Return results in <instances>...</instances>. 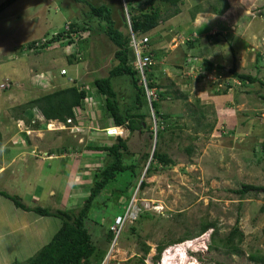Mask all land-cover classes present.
Masks as SVG:
<instances>
[{
	"label": "rangeland",
	"instance_id": "1",
	"mask_svg": "<svg viewBox=\"0 0 264 264\" xmlns=\"http://www.w3.org/2000/svg\"><path fill=\"white\" fill-rule=\"evenodd\" d=\"M126 1L0 0V129L6 147L0 160L10 156L0 172V189L19 195L26 204H38L54 213L68 207L79 209L89 195L86 188L93 182L94 171L108 157L105 151L88 146L91 141L98 146L114 141V137L108 136L112 133L106 135L101 130L112 120L105 96L97 91L93 81L109 74L116 62L117 47L101 31L100 23L104 22L92 15L87 2L106 4L117 26L128 32L125 23L129 24L131 14L145 6V0H135L139 7L136 10ZM224 1L229 11L224 10L221 17L199 12L200 8L206 11L205 8L213 9L215 5L225 9ZM157 5L163 15L174 9L164 1ZM179 8L181 12L166 26L160 24L148 33L153 40H166L161 49L164 54H156L161 67L154 75L162 85L159 90L168 91L159 100L168 115L162 119L164 133L159 148L176 163L161 165L154 161L150 175L144 176L147 185L141 189L132 183L126 187L124 181L112 183L89 211L86 226L97 250L106 251L109 218L124 213L128 202L141 214L134 222L128 221L116 242H111L104 264H141L143 243L150 245L146 264H184L180 248L187 260L200 264H264L251 258L252 254L264 256V192H237L243 183L264 186V86L244 82L227 72L236 64L240 72L257 75L264 81V0H182ZM70 23L85 27L81 33L84 38L88 35L82 43L88 55L81 62L69 63L70 54L77 47L64 41L45 50L27 49L30 41L49 39ZM171 27L178 37L167 33ZM189 38L193 46H188ZM207 60L214 64L212 71L205 68ZM180 63L182 67L178 68ZM201 71L209 72L208 76H200ZM81 74L84 78L79 86L94 96L90 104L85 102L84 109L77 110L76 122L82 127H75L74 132L64 127L47 130L40 110H31L32 114L27 115L19 108L39 95L72 84L66 80ZM113 83L121 104L130 106L134 92L129 78L121 75ZM227 85L232 88L225 91ZM151 113L147 123L157 129L152 110ZM32 115V120L41 119L38 127L33 121V125L28 124ZM76 129L82 132L77 133ZM121 131L117 129V133ZM22 133H26L30 147ZM128 134L127 130L125 135ZM139 136L140 133L131 135L130 146L135 152L141 151V160L144 147ZM64 145H69L70 149L63 152L67 154L50 155V148L60 149ZM30 148L36 157L47 161L34 159L32 165L28 162L30 165L25 167V160L17 170L15 153L21 151L27 158ZM144 165L143 161L136 171L139 179L134 180L130 171L120 173L119 177L139 184ZM18 209L22 208L12 199L0 195V254L10 260L7 264L15 260L21 264L33 256L52 238L59 229L57 221H61L57 215L40 216ZM237 220L245 235L239 254L211 249L213 229L194 237L204 221L217 222L218 239L227 235ZM186 234L193 236L189 239L191 246L185 245L188 240L168 245L160 260L154 261L159 243Z\"/></svg>",
	"mask_w": 264,
	"mask_h": 264
},
{
	"label": "trees",
	"instance_id": "2",
	"mask_svg": "<svg viewBox=\"0 0 264 264\" xmlns=\"http://www.w3.org/2000/svg\"><path fill=\"white\" fill-rule=\"evenodd\" d=\"M78 2H85V0H75ZM159 1H164L170 3L174 9L172 13H167L163 15L162 8L157 5ZM182 0H145L142 8L137 7L135 0H127L129 7L133 10L139 8L138 13L131 14V28L130 25L126 22L125 26L129 30L128 32L120 29L117 26V23L113 17L111 9L106 4H92L91 7L92 15L99 19V21L104 22L100 23L101 31L107 35V37L116 45L117 49L115 51L116 62L110 68L109 74L107 76H97L94 81V87L97 91L105 96L106 99V109L108 111L109 117L112 120L114 125L127 126L130 130V135L128 138H123L118 136L116 140L111 144H104L98 146L97 144L92 143L88 147L90 149L105 150L107 153L108 159L105 164L101 167H98L94 171V179L89 188H86L89 191V195L85 197L82 202V205L79 209L68 207L65 209H58L56 213L54 211L36 204L31 206L23 202L22 198L17 194L9 193L7 190L0 189V195L6 196L12 199L16 206L27 211H34L39 215H57L61 220V225L59 229L53 234L52 238L44 244L33 256L27 259L21 264H101L109 250L111 242L115 238L114 231L107 227L106 232V251H98L95 243L93 241L92 235L89 229L86 226V218L88 217L89 211L96 203L100 196H104V192L109 188L113 183L125 182L124 186L137 185V182L131 181V179L126 178L122 180L119 175L124 172H132V177L135 180V177H138L136 171L138 166L144 161L146 163L152 153L153 149V140L155 130L154 127L147 123V117L152 116L154 112L155 117L158 123V138L157 143L153 153V160L147 169L146 176L150 175L152 171V166L155 162L160 163L161 165H170L175 164L176 161L166 152L160 150V143L162 142L164 125L163 128L161 124L162 119L168 118V115L165 114L160 106V98L165 97L168 94V91L165 89L159 90L162 88L157 81H155V72L158 68L161 67L160 63H157L156 54L154 56L155 63L150 65L149 69L145 70L146 79L148 87L157 88V98H152L151 102L147 95L145 85L142 81L141 74L138 69L133 65L135 60V52L131 46V33L135 32L137 36L147 35L150 31L155 29L160 23L165 22L167 19L176 16L181 12L179 8V3ZM122 3V2H121ZM224 6L227 8L228 3L224 1ZM214 11L219 12L220 14L226 9L213 6ZM199 10V8H197ZM201 9V8H200ZM2 10V9H0ZM85 27L70 23L68 27H64L59 30L57 33H54L49 39L41 38L32 40L27 44V49L36 51V50H45L47 47H50L52 44L60 41L67 42V45L76 46L77 50L70 54L68 59L69 63H79L83 60L85 56L88 55V50L85 46L82 45L84 41L88 38V35H83ZM89 31L90 28L87 27ZM77 34L75 37L74 34ZM85 39V40H84ZM218 40V39H217ZM153 39L150 38V44L152 45ZM193 40L188 39V46H193ZM78 57V59H77ZM75 58V60L73 59ZM74 60V61H73ZM204 60V59H203ZM205 68L207 71H212L213 63L210 60L206 61ZM178 68H181L182 64H177ZM204 67V66H203ZM201 71L202 75L208 76L209 72ZM235 78L242 80L244 82L248 81L250 83L259 82L264 86V81L257 75H252L250 73H243L238 70L236 64H234L228 71ZM127 76L131 81V86L133 88L134 95L132 97V104L130 106H123L120 102L118 90L115 88L113 80L119 76ZM83 74L80 77L70 78L66 80V83L73 82L72 84H66L63 87L54 89L53 91L46 92L42 95H39L37 98L31 100L27 104H22L19 108L25 114L31 115V110L38 109L41 111L43 116L47 120H59L66 122L68 118H76V108L85 106V98L88 97V92L84 86H79V83L83 80ZM75 79V80H72ZM232 88L231 85H227L225 91ZM146 107V109H144ZM33 115L28 118V123L32 124ZM19 119H25V117L17 116ZM38 123H34L35 126H38ZM133 133H140V140L143 144V147L146 146L148 151L144 153L141 160H139V155L141 151L135 152L130 146V139ZM144 134H147V137H142ZM24 139H26V145L30 144L26 133H22ZM28 139V140H27ZM152 141V143H148ZM144 141V143H143ZM69 145H64L60 149L50 148V152L56 154H62L63 152L69 150ZM6 148L4 143L3 133L0 129V153ZM143 149V148H142ZM192 150V148L190 147ZM189 148L188 150L191 151ZM131 156V157H130ZM147 185L146 181L143 180L139 186V189ZM75 186H81L75 185ZM135 189V188H134ZM264 192V186L255 185L252 183H243L242 187L237 190L240 195H245L249 192ZM129 203V202H128ZM128 206V204H127ZM125 207V210L127 208ZM121 213H116L114 217H110V220ZM143 216V214H142ZM141 217V214H140ZM209 229H213L212 232V243L210 244L211 249H224L225 251L239 254L241 253L240 245L244 241V232L238 225V220L235 226L231 231L224 237H219L216 239V234L218 233V226L216 221H204L198 234L194 237H198ZM191 234H186L181 236L178 239H173L165 243H159L157 245V253L154 256V261H159L163 250L168 245H173L175 243H180L182 241L192 239ZM144 255L141 257V264H146L144 262L146 255L150 251V245L143 243ZM252 260H258L264 262V256L257 254L251 255ZM16 261V260H15ZM11 264H18L17 261ZM1 264V263H0Z\"/></svg>",
	"mask_w": 264,
	"mask_h": 264
},
{
	"label": "clouds",
	"instance_id": "3",
	"mask_svg": "<svg viewBox=\"0 0 264 264\" xmlns=\"http://www.w3.org/2000/svg\"><path fill=\"white\" fill-rule=\"evenodd\" d=\"M129 25H130V28H131V21H130V23H129ZM215 34V33H214ZM142 36H144V35H142ZM145 36H148L149 37V44H150V36H149V34H147V35H145ZM151 45V44H150ZM152 46V45H151ZM153 48V53H154V56H155V49H154V47H152ZM134 49V48H133ZM134 52H135V50H134ZM135 57H136V54H135ZM135 61V60H134ZM154 63H155V58H154ZM133 65H134V62H133ZM135 66V65H134ZM136 67V66H135ZM149 69V68H148ZM141 78H142V76H141ZM145 78H146V74H145ZM156 80V79H155ZM142 81H143V83H144V80H143V78H142ZM146 82H147V79H146ZM145 85V84H144ZM147 87H148V83H147ZM145 88H146V86H145ZM149 88V87H148ZM152 88H156V87H152ZM152 88H150V89H152ZM147 91V90H146ZM88 92V97H86L85 98V102H88L89 104L91 103L90 101L92 100V98H93V96H94V94L92 93V95H91V93L89 92V91H87ZM156 93H157V88H156ZM147 95H148V93H147ZM148 97H149V100H150V102H151V99L152 98H154V97H152V96H149L148 95ZM155 98H157V96L155 97ZM80 108L81 109H84V108H82V107H77L76 108V118H72V117H70L72 120H73V122H68V121H66V122H62V121H59V120H47L44 116H43V114H42V116H43V118H44V123H45V128L47 129V130H50V131H54V130H62L63 129V127L64 128H71L72 130H73V132H74V128L75 127H82L81 125L82 124H80V123H77L76 121H77V110L79 109L80 110ZM153 117H154V121H155V123H156V125H157V119H156V117H155V114H154V112H153ZM69 119V118H68ZM67 119V120H68ZM41 119H39L38 117L36 118H34L32 121H33V124L34 123H37V122H39ZM29 124V123H28ZM33 124H31V125H33ZM44 125V124H43ZM51 125H54L53 127H50ZM75 126V127H74ZM158 126V125H157ZM38 127V126H37ZM121 129L122 131L121 132H119V133H117V129ZM101 130H102V132H104L106 135L107 134H110V133H112L113 135H108L109 137H111V138H113L114 137V141L116 140V138L118 137V136H121V137H123V138H128L129 137V135H130V130L127 128V126H120V125H114L112 122H110V124L108 125V126H105V127H103V128H101ZM111 130H112V132H111ZM128 130V132H129V134L128 135H125V133H126V131ZM155 130V134H156V131L158 132V128L157 129H154ZM77 133H79V132H82V130H78V129H76L75 130ZM155 134H154V138H155ZM157 138H158V133H157ZM113 141V142H114ZM112 142V143H113ZM156 143H157V140H156ZM109 144H111V143H109ZM155 146H156V144H155ZM155 146H154V140H153V149H152V153H151V155H150V157H151V159H150V157H149V159H148V161L150 160V163H149V166H150V164H151V162H152V160H153V153H154V149H155ZM144 148H145V150L147 149V147L146 146H144ZM144 148H143V150H144ZM95 150H97V149H95ZM143 150H142V152H143ZM102 151H105V150H102ZM105 153H106V151H105ZM144 153H145V151H144ZM144 155V154H143ZM143 155L141 154V157H140V159H142V157H143ZM148 161H147V163H148ZM149 166H148V168H149ZM145 168H146V166H145ZM147 168V169H148ZM145 170V169H144ZM146 173H147V171H146ZM145 173V174H146ZM144 174V173H143ZM145 174L144 175H142V177H141V179H140V182H139V184H138V187H137V189L139 188V186H140V184H141V182L144 180V176H145ZM137 189H136V191H137ZM128 205H129V203H128ZM132 206H134V208H135V205H129V206H127V208H126V210L124 211V213H121V214H118L115 218H114V220H110L109 219V221H111L110 222V228L112 229V225L114 224V222H115V220L117 219V217L118 216H124L126 213H127V210L130 208V207H132ZM140 217V213H139V211H138V213H137V216L135 217V218H133L132 220H133V222H134V220H137L138 218ZM108 221V222H109ZM128 221H130V220H126L125 221V224H124V226H123V229H124V227H125V225L127 224V222ZM122 229V230H123ZM113 230V229H112ZM115 233V232H114ZM120 234H121V232H120ZM120 234H115V238H114V240H113V243L114 242H116V240H117V238H119V236H120ZM189 240V239H188ZM176 244V243H175ZM166 249V251H167V247L165 248ZM161 258V257H160ZM105 260H107V259H104L103 260V262L101 263V264H104V261ZM162 260H163V258L161 259V262H162Z\"/></svg>",
	"mask_w": 264,
	"mask_h": 264
},
{
	"label": "built area",
	"instance_id": "4",
	"mask_svg": "<svg viewBox=\"0 0 264 264\" xmlns=\"http://www.w3.org/2000/svg\"><path fill=\"white\" fill-rule=\"evenodd\" d=\"M131 46L134 48L136 54L134 65L136 66V68L138 69L144 80V84L146 86L148 95L153 96L155 98L157 96L156 88H152V89L148 88L145 78V70L148 69L150 65L154 63V53L152 46L149 44V37L145 35L137 36L135 32L132 31ZM67 121L73 122L71 118H69ZM135 213L137 214L138 212H135L134 206H132L127 210V213L124 216L117 217L114 224L112 225V229L115 232V234L117 235L120 234L125 224V221L135 218V216H133V214Z\"/></svg>",
	"mask_w": 264,
	"mask_h": 264
},
{
	"label": "crops",
	"instance_id": "5",
	"mask_svg": "<svg viewBox=\"0 0 264 264\" xmlns=\"http://www.w3.org/2000/svg\"><path fill=\"white\" fill-rule=\"evenodd\" d=\"M229 6V5H228ZM206 9V11H204L203 10V8H201L200 10H199V12H201V14L202 13H206V15L208 16V17H214V18H216V17H221V16H223L224 15V12L222 13V14H220L219 12H216V11H214V7H213V9H207V8H205ZM226 9H228V8H226ZM225 9V10H226ZM227 11H229V9L227 10ZM199 12H197L198 14H199ZM196 15V14H195ZM197 17V16H196ZM196 17H195V19H196ZM172 18H174V16L173 17H171V18H169V19H167V21H165L164 23H163V21L160 23V24H162V25H167L168 24V22L172 19ZM193 20V22H195L196 20ZM217 20H220V19H217ZM215 23V22H214ZM206 24V23H205ZM160 26V25H159ZM159 26H157L155 29H153V30H157L158 28H159ZM195 29H197V27H195ZM210 30H212V29H210ZM170 32H173V34L174 35H176L177 37H178V35L174 32V30H173V27H171V29H169L168 31H167V33H170ZM164 34V33H163ZM158 37H160V35L158 36ZM177 38H175V43L177 44L178 43V45H176L177 47H179L180 46V42H178L177 40H176ZM190 39V38H189ZM182 40V39H181ZM160 41V42H159ZM165 39L163 38V40H153V43H152V47H154V49H155V54H159V53H161L162 52V54H164V51L163 50H161V49H163V48H165ZM173 42V43H174ZM165 56V55H164ZM28 145V144H27ZM30 145L31 144H29L28 146L30 147ZM33 146V145H32ZM20 150V149H19ZM18 150V151H19ZM22 150V149H21ZM17 151V150H16ZM21 152V151H20ZM19 152V153H20ZM18 152L17 153H15V157H16V159H15V161L17 162L14 166H16V169L17 170H19L20 169V166H22V164H23V162H25V160H27V164L26 165H24L25 167H28L30 164H31V161H33L34 159L37 161L39 158L38 157H36L35 156V152L33 151V150H31V148H30V151L28 152V155H27V158L23 155V153L21 152V154H19ZM18 154V155H17ZM62 154H67V153H62ZM49 155V154H48ZM50 155H54L55 156V153H53V152H51V154ZM13 156H11V160H13L14 158H12ZM57 157H54L53 159H56ZM3 159H4V157H3ZM9 159H10V156L9 157H5V159L3 160V161H1L0 160V172H1V169L4 167V166H6L7 165V163L9 162ZM41 160H44V161H47V159H43V158H40ZM49 159H51V158H49ZM30 164H29V163ZM29 164V165H28ZM32 165V164H31ZM46 165H47V163H46ZM49 165V164H48ZM18 166V167H17ZM1 174V173H0ZM70 191V190H69ZM18 210H22V211H24V212H27V210H24V209H18ZM17 212H19L20 213V211H17ZM36 213V212H35ZM22 214V213H21ZM39 215V214H38ZM40 216H42V215H40ZM53 216H55V215H53ZM57 217V216H56ZM57 218H59V217H57ZM60 219V218H59ZM61 222H62V220L61 221H57V223H56V225H57V229L59 228V226L61 225ZM1 256H2V258H3V261H1ZM8 261H10V260H7L6 258H4L3 257V255H1L0 254V263L1 264H7L8 263ZM11 263V262H10Z\"/></svg>",
	"mask_w": 264,
	"mask_h": 264
},
{
	"label": "bare ground",
	"instance_id": "6",
	"mask_svg": "<svg viewBox=\"0 0 264 264\" xmlns=\"http://www.w3.org/2000/svg\"><path fill=\"white\" fill-rule=\"evenodd\" d=\"M187 244H189L190 246L192 245L191 244V240H188V242H185V245H187ZM183 246V245H182ZM180 252L182 253V260H183V262H184V264H200L198 261H196V260H187V258H186V254L184 253V250H183V248L181 249L180 248ZM187 260V261H186Z\"/></svg>",
	"mask_w": 264,
	"mask_h": 264
},
{
	"label": "water",
	"instance_id": "7",
	"mask_svg": "<svg viewBox=\"0 0 264 264\" xmlns=\"http://www.w3.org/2000/svg\"><path fill=\"white\" fill-rule=\"evenodd\" d=\"M156 140H157V131H156V134H155V138H154V146H155V144H156ZM144 151H145V148H144V150H143V152H142V155L144 154ZM150 159H151V157H150ZM149 163H150V160L148 161V163H147V165H146V168H145V170H144V174L146 173V171H147V168H148V166H149ZM143 174V175H144ZM143 178V177H142ZM110 222L111 221H109L108 223H107V227H109L110 226ZM116 239V238H115ZM115 241V240H114Z\"/></svg>",
	"mask_w": 264,
	"mask_h": 264
}]
</instances>
